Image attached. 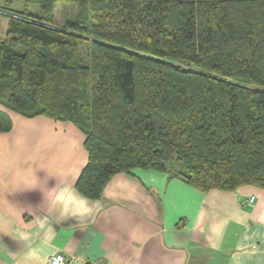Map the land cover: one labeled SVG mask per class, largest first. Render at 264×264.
<instances>
[{
    "label": "trees",
    "instance_id": "obj_1",
    "mask_svg": "<svg viewBox=\"0 0 264 264\" xmlns=\"http://www.w3.org/2000/svg\"><path fill=\"white\" fill-rule=\"evenodd\" d=\"M36 1L0 7V104L81 133V195L135 168L264 189V0Z\"/></svg>",
    "mask_w": 264,
    "mask_h": 264
},
{
    "label": "crops",
    "instance_id": "obj_2",
    "mask_svg": "<svg viewBox=\"0 0 264 264\" xmlns=\"http://www.w3.org/2000/svg\"><path fill=\"white\" fill-rule=\"evenodd\" d=\"M0 264H264V189L200 191L168 172L116 173L98 199L75 180L87 159L70 123L0 104ZM254 195L251 205L240 200Z\"/></svg>",
    "mask_w": 264,
    "mask_h": 264
},
{
    "label": "rangeland",
    "instance_id": "obj_3",
    "mask_svg": "<svg viewBox=\"0 0 264 264\" xmlns=\"http://www.w3.org/2000/svg\"><path fill=\"white\" fill-rule=\"evenodd\" d=\"M0 7H4L6 11H14V10H23L27 9L30 12H37L39 9V4L36 0H0ZM5 10H0V38L3 36L6 27V19L7 13ZM59 13L64 16V11L61 8L58 9ZM2 116L6 117L10 120V115L5 110V112H0ZM11 123V120H10Z\"/></svg>",
    "mask_w": 264,
    "mask_h": 264
},
{
    "label": "built area",
    "instance_id": "obj_4",
    "mask_svg": "<svg viewBox=\"0 0 264 264\" xmlns=\"http://www.w3.org/2000/svg\"><path fill=\"white\" fill-rule=\"evenodd\" d=\"M254 201V195H250L246 199H241L240 202L242 205H251ZM64 256L61 253H56L53 255H50L47 260L46 264H64Z\"/></svg>",
    "mask_w": 264,
    "mask_h": 264
},
{
    "label": "water",
    "instance_id": "obj_5",
    "mask_svg": "<svg viewBox=\"0 0 264 264\" xmlns=\"http://www.w3.org/2000/svg\"><path fill=\"white\" fill-rule=\"evenodd\" d=\"M175 169H178V167L176 166Z\"/></svg>",
    "mask_w": 264,
    "mask_h": 264
}]
</instances>
